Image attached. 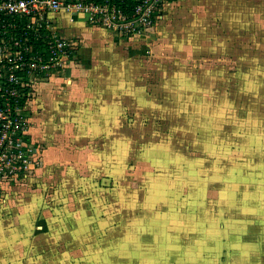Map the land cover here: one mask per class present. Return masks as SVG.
I'll return each mask as SVG.
<instances>
[{
  "label": "rangeland",
  "instance_id": "obj_1",
  "mask_svg": "<svg viewBox=\"0 0 264 264\" xmlns=\"http://www.w3.org/2000/svg\"><path fill=\"white\" fill-rule=\"evenodd\" d=\"M168 15L139 38L80 40L91 117L56 112L61 73L34 86L39 161L3 186L0 264H264V0Z\"/></svg>",
  "mask_w": 264,
  "mask_h": 264
},
{
  "label": "built area",
  "instance_id": "obj_2",
  "mask_svg": "<svg viewBox=\"0 0 264 264\" xmlns=\"http://www.w3.org/2000/svg\"><path fill=\"white\" fill-rule=\"evenodd\" d=\"M170 2L0 0V200L3 186L29 174L39 161L26 114L34 86L63 71L78 53V41L63 37L49 14L84 13L90 24L132 36L162 19Z\"/></svg>",
  "mask_w": 264,
  "mask_h": 264
},
{
  "label": "crops",
  "instance_id": "obj_3",
  "mask_svg": "<svg viewBox=\"0 0 264 264\" xmlns=\"http://www.w3.org/2000/svg\"><path fill=\"white\" fill-rule=\"evenodd\" d=\"M176 0H171V2L169 3V5L166 6L164 14L162 19H160L157 23H155L152 27H150V29L142 34H135L132 36H126V35H122L120 33H118L117 31H113V30H109L105 27H103L102 25H98V24H90L87 21V15L84 13H77V14H72L69 13L67 11L61 10V11H53L51 12L49 15L50 17L53 19L54 23L57 26V29L59 30V33L69 39L70 37H77V41H79V47H78V54L75 57V59L69 63V65L61 72V74H58L59 76H65V81L67 83H65L66 85V91L64 96L62 97V101L58 100V95L56 100L61 102V106L59 105L58 108H56V112L60 113L61 117H91V76L95 74L96 71V65L95 67H91L88 70V77H87V82L85 83V85H81V87H76V81H75V75L78 74V56H79V50H80V40L81 42H83L86 38L91 39V43H104L106 40L109 41H115V42H122L124 40H131V39H135V38H139L138 36H143V35H147V33L153 32L154 29L160 24L163 23L164 20L167 18V16H169V12L170 9L174 7ZM69 17L70 20L68 22V24L66 26H63L64 24L60 23L61 19H65ZM78 23L77 26H75ZM73 27V29H79V31L81 32L83 38H80L76 33L73 34H69L66 33L65 28H70ZM79 37V38H78ZM97 40V41H95ZM114 43V42H113ZM95 50H92V52H94ZM96 56H98L97 51H96ZM95 56V57H96ZM80 59V58H79ZM94 63V62H93ZM94 65V64H93ZM92 74V75H91ZM55 74H51L49 76H47L45 79L47 80H53L55 78V76H58ZM43 80V79H42ZM41 80V81H42ZM46 82H42V85L45 86ZM111 88V87H110ZM49 89V88H48ZM112 89V88H111ZM47 90V89H46ZM51 98V97H50ZM80 98H83V101L81 100L80 103L84 104L85 106H89V113H82V115L80 116V108L78 109V103L77 101L80 100ZM50 102H53V100L49 99ZM49 100H43L40 102V107H48L47 104H49ZM77 102V104H76ZM38 105V104H37ZM77 107V109H76ZM36 113V111H35ZM29 114H34V111L30 110ZM31 117H37V116H32ZM48 117V116H47ZM32 126L29 124V137L31 138V140L33 141V135H32ZM32 136V137H31Z\"/></svg>",
  "mask_w": 264,
  "mask_h": 264
}]
</instances>
